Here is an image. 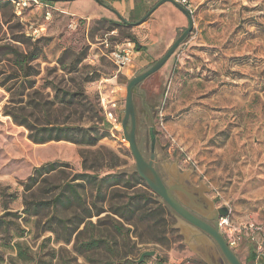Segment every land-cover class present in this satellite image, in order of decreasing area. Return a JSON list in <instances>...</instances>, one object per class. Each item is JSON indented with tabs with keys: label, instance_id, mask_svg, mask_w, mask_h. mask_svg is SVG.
Listing matches in <instances>:
<instances>
[{
	"label": "rangeland",
	"instance_id": "1",
	"mask_svg": "<svg viewBox=\"0 0 264 264\" xmlns=\"http://www.w3.org/2000/svg\"><path fill=\"white\" fill-rule=\"evenodd\" d=\"M101 1L0 0V264H137L151 251L156 255L141 264H219L214 243L171 216L143 179L135 189L106 188L97 198L78 177L93 173L83 165L100 178L136 173L122 129L127 86L189 27L170 3L138 24L161 0ZM119 2L126 9L114 7ZM188 2L195 8L191 33L134 93L137 144L149 160L153 127L156 161L169 183L187 181L184 187L204 199L201 206L226 209L214 223L225 240L235 243L242 264H264V0ZM129 44L131 63L120 69L110 53ZM29 52L37 57L29 64L34 75L24 77L17 60ZM72 93H83L100 110L107 137L95 147L36 144L8 114L43 124L42 112L32 108L41 103L53 120L86 124L88 109L68 104ZM105 95L117 104L118 129L104 115ZM54 161L68 166L48 175L53 187L45 175L26 191L22 183L34 168ZM67 181L81 186L65 190L56 204L47 202ZM136 195L142 196L140 214L154 218L134 219L136 227L125 223L120 234L107 215L114 217L112 211ZM26 200L35 216L26 214ZM95 207L105 212L88 218ZM221 219L228 224L220 226ZM200 245L212 251L203 257Z\"/></svg>",
	"mask_w": 264,
	"mask_h": 264
},
{
	"label": "trees",
	"instance_id": "2",
	"mask_svg": "<svg viewBox=\"0 0 264 264\" xmlns=\"http://www.w3.org/2000/svg\"><path fill=\"white\" fill-rule=\"evenodd\" d=\"M133 42L135 43V47L137 50H140L141 47L137 44L135 38L133 39ZM37 59L36 56H34L32 53L23 54L20 56V58L17 60V65L20 66L19 68L21 71H23L24 77L33 76L34 73L31 71L33 70L32 67L29 66V64ZM68 101L69 105L71 106H80L82 108V111L89 112V121L88 123H84L82 119L76 122H71L67 119L63 121L59 120H53L50 112V108L48 105H43L41 103H35L32 105L34 109L39 110L42 112V115L44 117L45 123H41L36 125L33 123L27 115L20 114L18 112H10L8 113L10 116H12L14 122L20 126H24L29 131V137L30 139L36 143V144H45L48 142H68L71 144L79 145V146H89V147H95L98 145V143L107 137L105 133V128L103 124V118L100 117V110L96 106V104L92 103L86 97L83 93H72L69 96ZM84 109V110H83ZM62 166H68L66 163H61L59 161H54L50 163H46L40 167L34 168L31 176L22 183V186H24L26 191L33 190L36 186L39 185L40 179L44 177V182H48V175L55 172L58 168ZM83 169L85 171L93 172L92 174H82L78 175L80 177L79 179L83 178L84 181H88L92 187L94 188L96 192V197H102V192L104 189L108 188H118V187H124L128 189H135L137 186L140 185V181H142V178L140 175L136 172L135 174H120L116 177H113L112 175H107L104 177H99V175L91 170L85 167L83 165ZM125 177V183H123L122 178ZM78 179L72 180V182H76ZM49 186H52L48 182ZM76 184V183H75ZM78 186H81L80 183H77L74 185L70 181L63 183L61 185L62 191L58 194H54L53 200H49L47 202H52L53 204H56L57 201L59 202L60 197L62 196L63 192L65 190L67 191H76V188ZM46 194H50V191H47ZM80 196V195H79ZM141 197L139 195L133 196L129 198V202L123 205V209H118L115 211H112V215L114 217H111L110 215H107V217L111 218L112 226L120 233L123 234V228L124 224H128L129 226L136 227V224L133 223L134 219H137V221H147V220H153L152 218L148 216H143L141 211L143 210L144 206L141 204ZM104 198V197H103ZM150 198H153V196L150 194L147 196V200H150ZM155 198V197H154ZM30 201L25 202L26 204V214L30 216H35V205L34 203H29ZM45 202V201H44ZM164 206V205H163ZM166 206V205H165ZM122 208V207H120ZM166 210H168V213L172 216L171 211L166 206ZM104 209H97L95 207L94 212H92V208H90L89 216L88 218L92 217H100L102 213H104ZM129 213V216L127 217L126 214ZM136 217V218H135ZM1 222V220H0ZM81 225V224H80ZM160 223H156V227H159ZM93 244H96V241H92ZM255 258V255H253V259Z\"/></svg>",
	"mask_w": 264,
	"mask_h": 264
},
{
	"label": "water",
	"instance_id": "3",
	"mask_svg": "<svg viewBox=\"0 0 264 264\" xmlns=\"http://www.w3.org/2000/svg\"><path fill=\"white\" fill-rule=\"evenodd\" d=\"M101 4L103 2L101 0ZM170 3L174 5L178 10H180L188 19L189 27L184 31V33L178 37L174 43L169 47L166 53L158 60L156 63L151 66L147 71L144 73L136 76L133 78L128 86H127V99H126V116L122 123V129L125 139L129 142L131 153L135 159L136 166L135 171L140 175V177L147 183L150 190L158 196L177 216L181 219L186 221L191 226L195 227L196 229L205 233L213 242L216 244L217 248L219 249L220 253L224 256L226 261L229 264H242L237 255L234 251L228 246L225 238L221 234L220 230L214 224V226L210 225L209 223L205 222L201 218L192 214L186 207H184L173 195V189L168 188L162 178L160 177L159 173L154 167V160L156 157V134L153 127L150 128V162H148L142 151L140 150L137 140H136V112H135V104H134V93L137 92L138 87L150 76L154 75L158 71H160L169 61V59L174 55L175 51L178 47L186 40L188 35L191 33L193 29V20L190 13L179 4L176 0H161L159 1L140 21L138 24L145 22L157 9H159L162 5ZM112 10V9H111ZM115 11V10H114ZM120 20L125 23L129 24L122 16ZM130 124V131H128V126ZM225 213H224V212ZM221 216L226 214V209H220ZM206 241L211 240L204 237ZM213 244V245H214ZM201 251V255L209 253L212 251L210 246H199L197 248ZM218 251V252H219ZM204 252V253H202ZM219 253V254H220ZM156 255L155 251L145 252L143 253L139 260L136 262L137 264H141L145 258L154 257ZM204 257V256H203ZM215 262V260H214Z\"/></svg>",
	"mask_w": 264,
	"mask_h": 264
},
{
	"label": "flooded vegetation",
	"instance_id": "4",
	"mask_svg": "<svg viewBox=\"0 0 264 264\" xmlns=\"http://www.w3.org/2000/svg\"><path fill=\"white\" fill-rule=\"evenodd\" d=\"M136 128H137V123H136ZM137 133V130H136ZM151 156V153H150ZM145 157V156H144ZM146 159V158H145ZM147 160V159H146ZM148 162H150V158L149 160H147ZM154 167L157 170V172L159 173L160 177L162 178L164 184L168 187V188H172L173 189V195L174 197L184 206L186 207L192 214H194L195 216L201 218L202 220H204L205 222L209 223L210 225L214 226V223L216 221H218L221 217V212H220V208H217L215 211H210V207L208 205H202V203L204 202V199L199 195V192L197 191H190L189 187H184L185 185H189L188 182L186 181L185 183H180V182H171L169 183L168 177L167 175L163 174L161 172V167L159 165V163L156 161V157L154 160ZM180 196H182L184 198V200L187 202H183L180 199ZM213 203V202H212ZM214 204V203H213ZM166 205V204H165ZM167 206V205H166ZM168 207V206H167ZM168 209L171 211L172 216H174L175 218L180 219L182 222H184L185 224H187L188 226L192 227L197 234H199L200 236H203L209 240H211L205 233H203L202 231L196 229L195 227L191 226L190 224H188L186 221H184L183 219H181L179 216H177L169 207ZM214 209V208H213ZM224 212V211H223ZM225 213V212H224ZM212 241V240H211ZM213 242V241H212ZM214 243V242H213ZM216 246V244H214ZM217 247V246H216ZM218 249V248H217ZM219 251V249H218ZM220 253V251H219ZM205 264H208L207 262H204ZM219 264H229L226 259L224 258V256L220 253L219 254V260H218Z\"/></svg>",
	"mask_w": 264,
	"mask_h": 264
},
{
	"label": "built area",
	"instance_id": "5",
	"mask_svg": "<svg viewBox=\"0 0 264 264\" xmlns=\"http://www.w3.org/2000/svg\"><path fill=\"white\" fill-rule=\"evenodd\" d=\"M176 1L179 4H181L183 7H185L190 14L194 12L195 8L193 7V5H191L188 2V0H176ZM132 51H134V46L132 44H129L126 48L112 51L110 53V59L117 67L122 69L131 63ZM110 93L112 95L114 91H111ZM101 102L107 122L112 126V128L118 129L120 123H119V116L116 113V109H117L116 102L110 99V96L107 95L103 97ZM224 224L227 225L228 222L225 219H221L220 226H223ZM226 242L228 246L232 249L235 243L233 241H227V240Z\"/></svg>",
	"mask_w": 264,
	"mask_h": 264
},
{
	"label": "crops",
	"instance_id": "6",
	"mask_svg": "<svg viewBox=\"0 0 264 264\" xmlns=\"http://www.w3.org/2000/svg\"><path fill=\"white\" fill-rule=\"evenodd\" d=\"M123 2H124V0H123ZM123 2H122V3L119 2L118 5H116V3H115L114 7H117V8H120V9H126V8H125L126 5H125ZM160 8H161V7H160ZM160 8H159V9H160ZM130 9H131V8H130ZM157 10H158V9H157ZM168 10L170 11L171 9H168Z\"/></svg>",
	"mask_w": 264,
	"mask_h": 264
}]
</instances>
